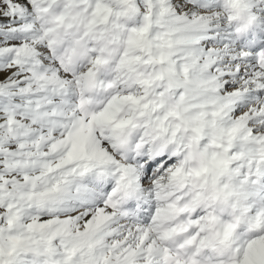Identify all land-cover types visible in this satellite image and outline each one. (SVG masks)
<instances>
[{
    "label": "snow or ice",
    "instance_id": "1",
    "mask_svg": "<svg viewBox=\"0 0 264 264\" xmlns=\"http://www.w3.org/2000/svg\"><path fill=\"white\" fill-rule=\"evenodd\" d=\"M0 264H264V0H0Z\"/></svg>",
    "mask_w": 264,
    "mask_h": 264
}]
</instances>
